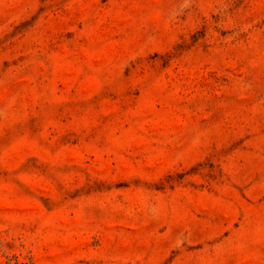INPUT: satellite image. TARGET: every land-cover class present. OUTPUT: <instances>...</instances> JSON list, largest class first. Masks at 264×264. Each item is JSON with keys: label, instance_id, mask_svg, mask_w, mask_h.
Masks as SVG:
<instances>
[{"label": "rangeland", "instance_id": "1", "mask_svg": "<svg viewBox=\"0 0 264 264\" xmlns=\"http://www.w3.org/2000/svg\"><path fill=\"white\" fill-rule=\"evenodd\" d=\"M0 264H264V0H0Z\"/></svg>", "mask_w": 264, "mask_h": 264}]
</instances>
